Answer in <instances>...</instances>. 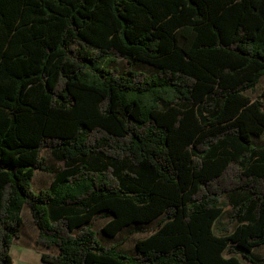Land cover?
Instances as JSON below:
<instances>
[{"label": "trees", "instance_id": "16d2710c", "mask_svg": "<svg viewBox=\"0 0 264 264\" xmlns=\"http://www.w3.org/2000/svg\"><path fill=\"white\" fill-rule=\"evenodd\" d=\"M263 75L264 0H0V264L25 205L47 264H264Z\"/></svg>", "mask_w": 264, "mask_h": 264}, {"label": "rangeland", "instance_id": "374dc122", "mask_svg": "<svg viewBox=\"0 0 264 264\" xmlns=\"http://www.w3.org/2000/svg\"><path fill=\"white\" fill-rule=\"evenodd\" d=\"M110 67L116 68L119 73H125L130 66L123 58H115L110 61ZM133 68L139 69L145 73H152L153 68L149 65L139 63ZM264 84V75L261 78L260 82L256 85L254 90H247L245 93L250 96L252 99L256 98L261 92V88ZM254 143L257 145L264 144V132L260 136L253 137ZM42 156L44 159V163L51 168V171H43V170H35L34 178L32 180V187L35 191H39L40 189L46 188L49 186L50 182L54 177V173L59 169L64 167L63 162L59 161L48 149L42 151ZM221 206L223 208V212L218 219V224L226 223V214L231 210V205L229 199L227 197H223L221 200ZM22 216V237L28 239L30 242H33V236L37 231V228L33 222L32 216L28 207L25 205L21 211ZM108 220V217L100 214L94 220L93 227L97 232L98 238L101 240L103 244L117 243L119 250L125 252L127 254L133 253V246L136 240L143 238L146 236L148 231L154 229L158 225V220L154 219L145 224H131L129 226L124 227L117 235L113 237L106 236L102 231L101 227ZM16 244H14L15 246ZM17 247V246H16ZM19 248V247H17ZM47 249V248H46ZM45 249V250H46ZM48 251L50 249H47ZM11 253V252H10ZM30 258L24 264H41L39 259L36 258V252L33 249H30ZM253 253L256 256L264 255V244L257 246L253 249ZM14 264H21V259L18 255L13 252L12 254ZM240 259V264H251L245 261L240 255H238ZM23 264V263H22Z\"/></svg>", "mask_w": 264, "mask_h": 264}, {"label": "crops", "instance_id": "0c3cea01", "mask_svg": "<svg viewBox=\"0 0 264 264\" xmlns=\"http://www.w3.org/2000/svg\"><path fill=\"white\" fill-rule=\"evenodd\" d=\"M36 235H37V231L35 232V235L33 236V242H30L28 239L22 237V233H21V236L17 239H15L11 245V249H10V252H11V256L13 254V252H15L18 257L21 259V264L23 263H26L27 260L30 258V249H33L36 253V258L39 259V261L41 260V256H40V250H39V247L35 245V238H36ZM14 244H16L14 246ZM19 248H17V247ZM42 250H45L46 248H41ZM45 251H48L47 249ZM13 258V257H12ZM41 264H47L46 262L44 261H40Z\"/></svg>", "mask_w": 264, "mask_h": 264}]
</instances>
